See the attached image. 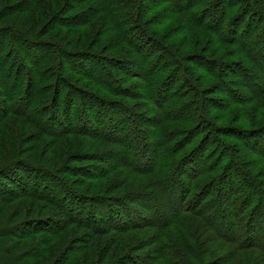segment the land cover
<instances>
[{"label": "rangeland", "instance_id": "rangeland-1", "mask_svg": "<svg viewBox=\"0 0 264 264\" xmlns=\"http://www.w3.org/2000/svg\"><path fill=\"white\" fill-rule=\"evenodd\" d=\"M41 1L42 5L36 2L28 9L27 0H0L1 35L17 26L28 34L27 44L56 39L68 56L63 54L67 59L64 72L55 65L59 59L50 58L42 63L40 73H53L54 77L38 76L33 83V76L24 75L22 82L18 79L14 83L16 70L24 66V54L16 46L11 48L16 54L14 63L20 65H10L13 75L4 79L0 71V152L6 156L0 161V169L21 161L44 172L49 167L52 172L57 169L61 173L55 182L59 188L52 184L50 194L61 199L63 190H67L74 194L69 201L75 205L70 208V203H62L61 209L49 205L39 194L0 201V248L7 253L0 250V264H176L174 247L168 241H160L163 238L159 234L187 247L194 231L207 239L209 249L203 259L206 255L208 259L203 264H264V244H258L264 235V211L256 212L262 205L256 202L264 200V193L253 194L244 186L249 188L251 181H256V186L264 191V90H260L264 85V49L252 50L255 54L242 52L243 47L222 43L221 34L224 28L228 29L225 37L232 39L235 25L241 29V36L262 25L264 0L255 3L257 11L263 13L262 21L258 17L256 20L258 14L254 10L240 16L242 4L233 0H118L116 5H112V0H67L64 10L52 11L49 17L40 13L48 3ZM123 25L127 26L126 31ZM144 27L163 46L157 56H161L165 68L158 75L157 66L149 63L145 55L148 49L153 51V45L140 41L139 31ZM256 33L252 37L256 38ZM3 42L12 43V39L3 36ZM10 45L13 47V43ZM27 48L25 53L34 58L35 50ZM169 55L173 62L167 59ZM91 60L104 67L87 66ZM30 73L33 75V69ZM58 75L59 80H65V89L55 102ZM68 88L73 92L69 94ZM80 94L94 96L107 107L100 104L105 110L101 109L91 98L82 103ZM29 99L32 103L25 107ZM43 109L47 111L41 114ZM68 127L70 132H65ZM163 136H170L171 143L197 137V145L202 144L196 149L197 156L207 154L206 147L212 151L218 141L228 146L232 158L234 152L245 153V158L238 156L230 165L227 158L212 164L196 188L185 176L187 164L181 161L179 168L176 165L182 156H190L191 148L182 146L188 152H180L179 156H161L158 142ZM212 141L215 146L210 144ZM16 143L23 150L21 155H12ZM172 147L167 145L166 151L172 152ZM225 160L235 172L224 167ZM206 161L210 165L216 160L209 156ZM26 176L30 177V189L41 193V180ZM170 176L183 184L176 188L173 181L160 185L163 177ZM212 185L213 189H209ZM188 190L195 194H187ZM155 192L164 198L156 199ZM176 192L184 196L188 208L206 195L216 199L217 195L233 194L230 208L228 203L216 207L215 225L229 231L230 238L225 239L223 231L217 234L200 213L178 211L179 214L169 216ZM75 194L80 200L102 197L118 201L121 209L132 213H128L126 221L132 219L139 227L120 231L112 229L110 220L99 231L91 225L87 227L88 210L82 212L76 207L82 203L77 202ZM3 197L5 200L11 195L4 192ZM170 198L174 200L171 207ZM155 203L160 204V211ZM156 212H160L158 218ZM71 213H84L86 219L73 222L66 230L57 227L61 230L54 235L42 230L44 224L59 218L64 221L62 214L69 219ZM123 213L115 211L114 215L121 221ZM230 217L241 223L236 232L231 225L228 229L226 222ZM249 223L254 224L253 229ZM34 226L39 227L35 234ZM245 226L252 231L251 243L246 242ZM189 248L183 249L186 256L180 252L179 257L183 254L182 259L187 257L195 264Z\"/></svg>", "mask_w": 264, "mask_h": 264}, {"label": "trees", "instance_id": "trees-1", "mask_svg": "<svg viewBox=\"0 0 264 264\" xmlns=\"http://www.w3.org/2000/svg\"><path fill=\"white\" fill-rule=\"evenodd\" d=\"M43 1H47L48 2L46 4V5H48V7L46 8V5L42 6V12H40V13L42 15H45L46 17H49L50 14L52 13V11L56 12V11H58L60 9L64 10V8L66 7V3H67V0H62V1L61 0H43ZM251 1H254V3H251V5H250ZM21 2H23V1H21ZM36 2H37L38 5H42V1L41 0H27L28 9H31L33 4H36ZM117 2H118V0H112V5H116ZM232 2H236V3L242 4L240 9H239L241 11V15L240 16H242V14L245 13V12H247V14H249L253 10L255 12H257V14H258V16L257 15L255 16L256 20H257V17H258V19H261L262 16H263L262 12H258L257 11L258 4H255V3L259 2L258 0H233ZM102 4H104V1L102 2ZM185 9L186 10H190V9H187V8H185ZM114 10L115 9L110 8L111 12H114ZM112 14H114V18L119 19V16L117 14H115V13H112ZM259 15H260V17H259ZM240 16H239V19H240ZM262 20L263 19H261V21ZM144 23L147 24V22H144ZM140 24H142V23H140ZM261 24L262 25H258V27L256 29L250 31L248 34L243 32L242 36L238 34V32L241 29L237 28V25H235L234 26V32L235 31L236 32L234 33L235 36H233L232 39H229V38L225 37V35L228 34L229 31H228V29L224 28L222 30V33H221V34H223L222 43H226L227 45L234 44V46L243 47L241 49L242 52H244L246 50L250 54H255L252 50H255V52H256V50L259 47L264 49V23H261ZM122 27L125 29V31L127 30V26L126 25H123ZM122 27H121V29H122ZM254 31L258 32V34L257 33L255 34V35H257L256 38L252 37ZM140 32H142L141 36H140V41L141 42H145V43L147 42V43L153 45V47H154L153 51L151 49H148L145 52L146 59L149 60V63L154 64V65L157 66L158 70H157L156 74L157 75L161 74L162 70L165 68V66H162L163 65L162 64V60L163 59L161 58V56H157V54H158L159 50L163 48V46L160 45L159 42H157V41H160V40H157L156 38H154L152 36V34L150 33V31L147 30V28H145V27L141 28L139 33ZM3 36H5L8 39H12L13 47H11V45H10L12 43L3 42ZM27 36H28V34L25 31H23L22 29H20L19 27H17V26H12V29H10L6 34H3V35L0 34V38H1L0 39V61L3 60V63L0 62V71H1V74H2V79L6 78V76L13 75V73L10 70V65H12V68L13 67H17L18 65H20V63H18V62L14 63V59H16V54L13 53L14 50L11 49V48H15V46L17 47V49L21 53L24 54V57L21 56L22 57V61L24 62V66L23 67L20 66V69L18 68L16 70L15 77H14V83L15 82L17 83L18 79H19V81L22 82L24 80V77H23L24 75H27V76L31 75V77L33 76L32 77L33 83L36 81L35 79L38 76H39L38 78H40V79L48 78V77H54L55 75L53 73L50 74V76H47L46 73H40V72H42L41 70L43 68L42 67V63L44 62V60L48 61V59H50V58L59 59L55 63V65L58 67L57 70H61L62 72H64V70H63V68L65 66L64 62L67 61V59L64 57L65 54H64V51L62 50V48L60 46V42L59 41H57L56 39L50 40V43L49 42L46 43L44 41H42V42L38 41L37 42L38 45H32V44H30L28 42V44H29L28 45L26 43V41H25V38ZM41 44L43 46H41ZM27 46H30L31 48H27ZM7 47H8V49H7ZM26 48L28 49L27 51L35 50L34 52H36L35 53L36 56H34V58H32V57L30 58L26 54L27 52L25 53L24 49H26ZM47 48H49V49H47ZM220 49H221V47H220ZM18 50L15 51L17 53V55H19ZM43 52H44V54H43ZM66 57H68V56H66ZM84 58L88 59V57H84ZM167 59H170L171 62H173L172 61V57L170 55L168 56ZM262 59L264 60V55H262ZM93 63H94V65H92ZM165 63H168V60L164 61V64ZM72 64H76V63H72ZM101 64L99 65L98 62H96L94 60H91V61H89L87 63V66L89 65L90 67L94 68L95 65H99V66H101V68H103L104 66H102L103 64L102 65ZM217 65H219V68L222 71V63H219ZM160 66H162V67L159 68ZM27 69H29V71H27ZM30 69H33V71H34L33 75H32V73H30ZM60 78H61L60 75H58L57 78L55 77L56 84H55V88H54V92H53V98H54L55 102L57 101L58 97L61 95L62 91L65 89V80H63V79L59 80ZM260 85H262V84H260ZM17 86H18V84H17ZM17 86H16V88H17ZM33 88H35V85H33ZM69 88H68V92L70 94L73 91L71 89H69ZM187 88L192 90V88L190 86L187 87ZM260 90L261 91L264 90V85H263L262 88H260ZM79 96H80V101L82 103H84L85 101L90 100V98H91V100H95L96 101V105L100 106L101 109L105 110L104 107H107L106 104L102 103L98 98H96L94 96L81 95V94ZM31 103L32 102H31L30 99L27 100V102L25 103V107H28ZM100 104H104V107L102 105H100ZM65 109H67V106L64 105V110ZM115 110H118V109L115 108ZM46 111H47V109H43L41 114L46 112ZM210 112L211 111L207 110V113H210ZM85 114H87V112ZM85 118L88 119L87 117H85ZM34 124H36V123H34ZM209 129H212V127H209ZM87 130L88 129H85L84 131L88 132ZM64 131L65 132H70L69 127L66 128V129L64 128ZM108 131L111 132L110 129ZM196 138L192 137L189 140V142L187 140H183L182 141L181 139H178L177 141H175L176 143L175 142L171 143L170 136H168V137H166V136L164 137L163 136V137H161L159 139V142H158V146H160L159 149H161L159 154L161 156H166V157H168V155L169 156H175V155L179 156L180 152L187 153L188 151L184 150V148L186 146H187V149L191 148V150L189 151L190 152V156H189V154L188 155L186 154L185 156H182L181 160H178L176 165H178V168H179V165H180L181 161H183V163L187 164L189 170L187 171L186 170L187 168H184L185 176L189 180H192L191 184L192 185L195 184L196 188H199L198 187L199 186V181H201V177H202L203 173H205L207 170L213 168V165L216 164L218 161H221V160H224V159L227 158V160H229L228 164L230 165V164H232V161H236L239 157H242V158L244 157L245 158V153L237 154L236 152H234V156H233L234 158H232L229 155V151H227L228 146H226L225 143H221V142H218V141H217L218 146H215L213 141L210 142V144L215 146V148H213L212 151H210L209 148L206 147L204 149V151H206V152L208 151V153L207 154L206 153H202V155H201V153H199L198 156H197L196 149H199L198 147L200 146L201 143H199L197 145V142L195 141ZM204 139H206V137ZM199 140H201V139H199ZM187 142H188V144L186 145ZM214 142H215V140H214ZM169 144L174 146V147L171 148L172 152L171 151L170 152L166 151L167 150V145H169ZM13 146H16V151H14L13 148H12V155H14V154L15 155H21L23 150L20 149L19 144L16 143V145L14 144ZM182 146H185V147H182ZM208 146H211V145H208ZM7 150H8V154H9L10 148H8ZM155 152L158 154L156 149H155ZM209 156H211V158H214V161L216 160L214 163H210V165L207 164L209 161H206ZM5 157L6 156H4V151L0 152V161H4ZM184 158H185V160H183ZM227 160L224 161V164H225L224 167L226 169H228V171H230L232 173L235 172L232 167L228 166V164L226 165V161ZM199 163H200V165H199ZM186 164H185V167H186ZM166 165H169V164L166 163ZM26 174H29L30 176H32V175L36 176L35 178H38L39 180H41L40 181L41 182V186H42L41 187L42 188L41 189L42 190L41 193H38L39 190L35 191V188H34V190L30 189V186H29L30 183L28 181V179L30 177L26 176ZM60 174L61 173L57 169H55L54 172H52L51 168L49 167L48 170L46 169V172H44L43 170L40 169V167H38V166L35 167V166L30 165L29 162H22V161L21 162H16L15 165H13V166L9 165L4 170L0 169V195L2 196V197H0V201L1 202H3V201L11 202L12 200H15L16 198H18L20 195H24V196L32 195V196H35V195L39 194L38 196L41 199H43V200H47L49 205H53L55 207L59 206L62 209L60 204H62V203H67V204L70 203L71 206H69V207L71 208L72 205H75L74 203L70 202L71 200H73V196H74L73 193H70L67 190H63L64 196L61 199L53 198V196L50 194L51 188H53L52 184L54 185V188L57 189V187H58L57 184L58 183H55V182L58 181L56 179H57L58 175L60 176ZM174 175L175 174L173 173L172 176H174ZM236 175H240V174H236ZM172 176L163 177L161 179L162 183L160 185H163L165 182H168L167 184L169 185V183L171 181H173V184H174V186L176 188L177 184L179 185L180 183H182L181 180L174 181L173 179H171ZM64 178H66L65 175H64ZM235 178H236V176H235ZM12 183H14L15 186H12ZM36 183L37 182H36V179H35V185H34L35 187H36ZM251 184L252 185H249L250 186L249 188H248L247 184H244V186L247 189H250L253 192V194H255L256 191L258 193H260V194L264 193L262 188H259L258 186H256L257 185L256 181H251ZM62 185L64 186L63 183H61V187H62ZM261 186H263V188H264V185L261 184ZM65 188L67 189V187H65ZM251 188H255L256 190H253ZM209 189H213V185L210 186ZM4 192H8L11 195V197L3 200ZM182 192H184V187L182 189ZM188 193H191L192 195L195 194V193L193 194L192 190H188L187 194ZM175 194L177 195V192ZM176 195H174L173 197H175ZM226 195H228L227 198H225ZM189 196H191V195H189ZM208 196L209 195H206V198L204 196V198L199 199L200 201L196 202V205L193 208H188L189 206H187L185 204L186 199L184 198L183 195L182 196L177 195L173 207H171L170 205H173L172 202H174V200L172 201V199L170 198L171 200L169 199L168 203H169V206L171 207L172 212L170 213L169 216H175L176 214H179L178 211L181 214H191V213L196 214V212L200 213L202 215V217H204L208 221V226H210L213 229H215L216 231L215 230L214 231L217 234H219L218 231H223L225 233L223 235V237L225 239L230 238L229 237L230 234L227 233L229 231H224V230H222L220 228L218 229V227H216V225H215V222H216V220L218 218L216 207H217V205H219L220 207H223V206H225V203L229 204L230 199L233 198V194L225 193L224 195H217L216 199H215V197L209 198ZM75 197H76L77 202L82 203V206H80V207L76 206V207L81 209L82 212H83V210H85V208L88 210L89 217H86L87 218V222H85V225H87V227H89V225H91L92 229H95V230L99 231L100 229H102V224H104L103 227L108 225V221L109 220L112 222L111 223L112 229H119L120 231H125V230H128L130 228L139 227L138 224L136 223V221H132V219H130V220L128 219L129 221H126L127 220L126 216L127 215L129 216V214H132V213H130L128 211H125L124 209H121L122 205L118 201H116L114 199L113 200L112 199L107 200V199L102 198V197H97V198H91V199L90 198H88V199L87 198H83L82 200H80L79 198H77L76 194H75ZM163 198H164V196L162 194H160V193L157 194L156 199L159 200V199H163ZM89 199H90V201H88ZM207 199H208V201H207ZM224 199L226 200V202H224L225 201ZM258 202L262 203V205L256 210V212L258 213L259 210L263 212L264 211V207H263L264 200H258L256 202V205L258 204ZM85 203L88 204V207L85 205ZM228 204H227V206H229L228 208H230V206L233 205V204H229V205ZM155 205H156V210L160 211V209H159L160 204L155 203ZM245 208H244V210H246ZM120 210H122V212H124L123 213L124 214V218H123L124 220H121V221H120V219H122V218H118V217H116L114 215L115 211L118 213ZM253 212H254V210H253ZM62 213H63V211H62ZM214 213H215V215H214ZM83 214L84 213H81L80 215H75L74 213H71V214H69V219H65V214H62L61 217L64 218V221H60L61 220L60 218L59 219H54L52 222L47 223L46 226L44 224V227H42V230L47 232V234H49V235H54L55 231L58 232L59 230H61V229L57 230V227L62 228V230H66L67 226L71 225L73 222H76V221L77 222H82L84 219H86L83 216ZM119 214H122V213H119ZM159 216H160V212H156V218H158ZM114 219H117V220H114ZM253 223L254 224H258L257 226L260 225V223H257V221H254ZM226 224L227 225L229 224L228 229H230V225H231V227L233 226V228H236V230H234V232H236L238 230V228H241V223H238L235 219H233L231 217L228 218ZM254 224H252V223L250 224L249 223V226H251V229H253ZM127 225H129V226H127ZM245 227L247 228V229H245L247 231L246 242H250L251 243L252 242V235H251L252 231L247 226H245ZM37 228H39V227H37V226L32 227V230H33L34 234H35V231H36ZM140 228H142V226H140ZM105 234H107V232ZM159 236L164 239V240L160 239V241H163V243L165 241H168L174 247L175 253L177 254L176 260H178V262H176V264H192V263H190L188 261L187 257H186L185 260L182 259V258H184L183 254L181 256L182 258L179 257V253L180 252L184 253L183 249H186L187 247H190L188 249V252H189L188 254H189L191 259L196 261L195 264H203L206 261V259H208V255H206L207 257L205 256V258L203 259L204 255L207 254V251L209 249V248H207L208 247L207 239H202V237L200 238V235L197 232H195V231L192 232L191 239H190V237H188L190 242H189V245L187 247H185L184 245L180 244L176 240H175L176 242L172 241L170 238H168V236L164 237L161 234H159ZM100 237L102 238V236H100ZM259 242L260 243H258V244H260V245L264 244V235H261ZM0 250L2 251V252L0 251L1 253L7 255V253L4 252L2 248H0ZM107 254L108 253H106V255ZM184 254L186 256L187 253H184ZM4 264H7L6 261H5ZM8 264H14V263H8Z\"/></svg>", "mask_w": 264, "mask_h": 264}]
</instances>
